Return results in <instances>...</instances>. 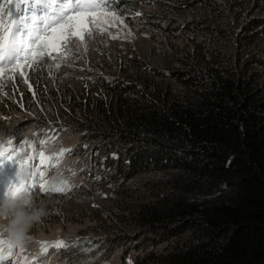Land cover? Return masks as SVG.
Listing matches in <instances>:
<instances>
[{
  "label": "trees",
  "instance_id": "16d2710c",
  "mask_svg": "<svg viewBox=\"0 0 264 264\" xmlns=\"http://www.w3.org/2000/svg\"><path fill=\"white\" fill-rule=\"evenodd\" d=\"M152 6L155 13L142 16L137 0H118L110 14L158 34L162 61L133 53L119 60L126 69L119 77H99L84 65L63 73L78 74L83 85L73 103L79 119L53 107L30 117L42 129L35 138L20 136L45 151L38 139L70 131L106 179L98 189L113 212L74 217L71 224L88 222L89 232L57 249L59 261L91 264L118 254L128 264H264V0ZM173 38L183 45L172 46ZM38 68L29 77L47 87L69 63ZM70 83L63 79L61 90ZM17 102L5 98L0 111ZM20 102L34 107L25 93ZM13 116L0 123L4 140L16 133Z\"/></svg>",
  "mask_w": 264,
  "mask_h": 264
},
{
  "label": "rangeland",
  "instance_id": "374dc122",
  "mask_svg": "<svg viewBox=\"0 0 264 264\" xmlns=\"http://www.w3.org/2000/svg\"><path fill=\"white\" fill-rule=\"evenodd\" d=\"M153 2L154 0H137L138 12L142 16L152 14L151 12L153 11L155 13V8L152 6ZM113 17L115 16L109 14V23L105 27L112 35L117 36V39H112L107 33L103 36L96 35L90 40L86 38V50L78 39L74 40L71 46L73 48L72 54H75V57H67L69 70H64L59 77L50 79L47 87H40L30 79L29 83L32 84V90H29L28 86L22 83L23 77L17 75L16 84L19 81L22 84V88L20 92L13 94L12 81L7 80V77L12 74H5L3 82L7 83V87L3 91L7 92L11 97L14 95V98L18 99L19 102L8 105L4 112L0 111V118H6L0 119V123L9 120V114L13 113L12 121L15 122H13L12 130L17 131V129H21L23 130L20 134L21 138L31 139L34 131L36 134L42 131L36 124L31 122L30 117L36 114H44L46 116L52 113L53 107H57L66 114H70L73 118L79 119L73 103L75 101L74 97L79 93L83 85L78 83V74L74 78H66L63 73H68L74 69L77 70L84 65L99 77H119L120 73H126V69H120L119 60L121 58L125 60L133 53L153 57L156 61L164 59L158 58L160 56V47L163 44V39L158 34L145 29L137 20L123 24L117 18L113 19ZM113 23H115V27L111 26ZM171 45L182 46L183 42L176 41L173 38ZM24 71L29 76L31 69L25 67ZM123 77L125 78V76ZM63 79L71 80V83L67 86V91L61 90ZM21 92L30 97L34 106L33 108L20 107ZM33 92H35V97L33 96ZM35 137L36 135H34ZM53 137L54 139H49ZM46 139L48 141L46 143L47 148L43 151L45 156L57 154L62 148L70 149V151L65 153L58 164L55 159L49 161L47 164H41L39 157H36L30 161V165L47 171L46 179L48 180V184L53 177L67 176L70 177V184L73 187L66 193H59L64 196L63 199H55L54 202L42 201L40 199L32 202L35 207H44L47 215L30 230L29 236L32 237V240H28L27 245L23 247V252L20 251L21 248H13L16 264H38V260L49 261V264H63L59 261L56 248H50L47 256H39L37 258L36 253L40 251L37 241H54L58 238L65 240L74 239L81 233L87 234L89 232L88 222H85L81 227L71 224L75 216L84 214L85 211L98 214V211L105 209V214H102V217L105 219L107 212H113L111 205L104 202L102 198H97L94 201L87 200L85 203L81 202L82 198L101 197V192L98 188L104 187L106 184H104L106 179H104L102 172L88 164V145L81 144L79 136L70 131L58 133L56 136L49 135ZM34 149L33 146L31 153L28 155L34 156ZM27 168L31 172L33 171L32 167ZM32 182L33 178H31ZM92 188H95V190H92ZM41 193L46 199L52 198L57 194L51 191ZM79 210H83V213L78 212ZM129 262V259L124 261L121 256L115 254L108 261L91 264H128Z\"/></svg>",
  "mask_w": 264,
  "mask_h": 264
},
{
  "label": "snow or ice",
  "instance_id": "6c2138e0",
  "mask_svg": "<svg viewBox=\"0 0 264 264\" xmlns=\"http://www.w3.org/2000/svg\"><path fill=\"white\" fill-rule=\"evenodd\" d=\"M117 2L118 0H18L13 5V0H8L7 6L14 7L15 11L7 12L8 23L0 20V78H3L5 73L12 74L7 77V80L12 81L13 94L20 92L19 87L16 86L17 75L23 77L22 83L32 90V84L29 83L30 77L24 71L25 67L31 69L33 73L39 71L38 64L47 65L49 68L54 66L58 70L61 63L67 65V57L73 53L71 45L74 40L78 39L86 50L87 40L93 39L96 35L103 36L107 33L112 39H117V36L112 35L105 27L109 23L110 12L116 11ZM41 11L43 14H38ZM116 18L113 17V19ZM120 22L123 23L122 18ZM111 26L116 25L113 23ZM6 87V82L0 83V103H4L5 98L12 99L13 103H16L14 95L9 97L8 93L3 91ZM20 96L22 101V92ZM33 96L35 97V92ZM20 107H23L22 102ZM22 131L17 129L14 136L7 140L0 138V145H6L8 149L0 150V162L2 159L15 158L19 168L32 167L33 182L26 184L18 181L9 185L4 194L5 198H14L20 192L32 195L39 192L66 193L70 191L73 187L71 184L54 190L50 189L46 179L47 171L29 164V161L36 157H39L41 164H47L53 159L58 164L70 149L62 148L59 153L52 156H45L43 151L34 149L35 155H28L24 145L33 148V144L28 140L21 143ZM47 142L44 139L37 140V143L41 145ZM28 240L31 241L32 237L28 236ZM37 243L40 251L36 253V256L39 258V256H47L50 248H68L78 241L58 238L54 241H37ZM20 251H24L23 247ZM0 264H16L13 245L4 230H0ZM38 264H49V261L38 260Z\"/></svg>",
  "mask_w": 264,
  "mask_h": 264
},
{
  "label": "clouds",
  "instance_id": "9594fccd",
  "mask_svg": "<svg viewBox=\"0 0 264 264\" xmlns=\"http://www.w3.org/2000/svg\"><path fill=\"white\" fill-rule=\"evenodd\" d=\"M3 163L4 161L0 162V165ZM28 175L27 167L19 168L17 179L20 183H24L27 178L31 181V177ZM70 183V177L56 176L49 181L48 187L54 190ZM46 215V209L35 207L32 203V197L24 192L17 193L14 198L0 200V230L5 231L13 248L25 247L28 243L30 230L35 224L41 222Z\"/></svg>",
  "mask_w": 264,
  "mask_h": 264
},
{
  "label": "bare ground",
  "instance_id": "6f19581e",
  "mask_svg": "<svg viewBox=\"0 0 264 264\" xmlns=\"http://www.w3.org/2000/svg\"><path fill=\"white\" fill-rule=\"evenodd\" d=\"M18 2V0H13V5ZM7 3H8V0L6 1V3L4 4L3 8L1 9V13L2 15H7V12L9 10H12V11H15L14 7L12 6H7ZM7 6V7H6ZM41 14H43V12L41 11ZM92 190H95V188H92ZM111 190H114L113 188ZM101 191V190H100ZM97 198H102V197H88V198H83L81 199V202L85 203L87 200H91V201H94L96 200ZM86 207V206H85ZM84 207V208H85ZM78 212L80 213H83V210H79ZM78 215V214H77ZM76 218H78V216H75Z\"/></svg>",
  "mask_w": 264,
  "mask_h": 264
}]
</instances>
